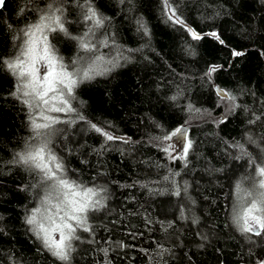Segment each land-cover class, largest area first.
I'll list each match as a JSON object with an SVG mask.
<instances>
[{"label": "trees", "instance_id": "1", "mask_svg": "<svg viewBox=\"0 0 264 264\" xmlns=\"http://www.w3.org/2000/svg\"><path fill=\"white\" fill-rule=\"evenodd\" d=\"M169 2L193 30L216 32L225 43L210 36L192 40L167 19L164 0H93L110 18L91 37L95 55L115 60L116 66L74 89L71 104L85 119L59 124L51 147L63 158L68 179L107 192L105 207L88 214L94 231L81 232L83 242H73L69 264H256L264 259V236H242L232 224L236 199L252 187V168L247 157L233 159L240 152L229 146L240 142L257 164L264 159V124L249 123L256 115L264 118V3ZM37 6L42 8L44 0H34L28 5L32 11L21 16L23 0H7L0 11V57L18 54L21 30L35 22ZM79 13L72 9L67 26L82 36L88 26ZM138 20L149 35L137 31ZM104 39L108 46L99 43ZM53 43L65 62L77 57L75 42L60 36ZM232 50L245 54L233 58ZM79 55L89 62L90 54ZM210 65L221 70L207 77ZM16 85L15 77L0 70V264H54L53 257L38 251L40 242L24 223L43 191L21 188L38 178L10 163L33 135L29 109L13 95ZM221 89L235 95L241 107L229 111L230 102L218 95ZM189 105L201 111L189 112ZM221 119L224 123H218ZM93 123L121 139L105 141ZM180 127L192 144L187 167L157 147L159 137ZM174 172L179 175L171 177ZM171 179L181 195L172 194ZM101 249L108 250L106 257Z\"/></svg>", "mask_w": 264, "mask_h": 264}, {"label": "snow or ice", "instance_id": "2", "mask_svg": "<svg viewBox=\"0 0 264 264\" xmlns=\"http://www.w3.org/2000/svg\"><path fill=\"white\" fill-rule=\"evenodd\" d=\"M119 2L123 4L125 0H119ZM261 2L264 3V0ZM23 3L24 7L18 8V15L21 16L25 12L32 11L28 5L33 4L34 0H23ZM164 5L167 19L173 25L178 24L183 27L192 40L199 41L203 36H210L221 44L225 43L216 32L201 35L193 30L180 15H177L176 10L172 9L169 0H164ZM6 7L7 0H0V11ZM73 8L80 10L79 15L82 17V22L88 26L82 36L74 35L67 26L72 23L68 16L72 14ZM35 12V22L21 30L26 39L19 36L13 37L14 40L22 39V44L16 45L19 49L18 54L12 59L0 57V70L6 69L18 81L13 95L29 109V125L33 133L25 142L23 150L17 152L10 163L21 166L30 177L38 178L35 183L24 185L21 191L31 188L41 189L44 193L39 201L40 207L32 209L31 214L24 218V223L30 227V231L40 242L38 251H44L53 257L54 264L55 261L69 264L72 253L76 251L73 242H83L81 232L91 234L94 231L89 224L88 214L105 207L102 200L106 197H102L101 192H107V188L85 187L81 183L68 179V169L63 158L58 156L51 147L52 136L60 131L54 126L61 123L70 125L75 120L84 121L85 117L80 115L70 102L76 99L74 89L80 83L93 79L95 75L111 70L101 67L102 64L116 66V61H105L101 56L95 55L97 44L93 43L91 37L95 36L96 30L106 28V22L110 18L96 10L93 0H44V6L42 8L37 6ZM137 24V31L142 30L145 36L149 35L148 28L142 21L138 20ZM60 36L75 42L78 48L77 57L70 62H65L64 57L58 54L55 43H53ZM108 42V39H104L99 43L108 46ZM127 51L136 52L139 49H128ZM81 52L90 54L89 62L83 67L80 64L85 58L79 55ZM244 54L237 50L231 52L233 58ZM218 70H221V66L210 65L204 75L211 77ZM218 95L222 101L230 102L227 106L229 111L241 107L236 104V96L232 93L221 89ZM170 99L176 101L178 96H172ZM245 110L247 111V108ZM33 111H38L39 115H33ZM188 111L200 112L201 110L189 105ZM49 113L64 114L73 119L62 120L59 115H49ZM256 121L264 124L262 115H256L254 120H249V123L254 124ZM218 123H224V120L221 119ZM90 126L96 133L103 136L105 141L114 142L121 139L102 130L94 123ZM178 135L186 139L185 130L182 127L176 128L171 133L159 137L160 143L157 147L171 160L182 161L187 167L189 151L192 147L191 141L188 140L182 151L175 155L171 151L173 145L164 143ZM248 139L252 141L251 136ZM229 146L240 152V155H234L233 159L239 160L247 157L246 163L252 168V175L248 177L252 188L247 192L250 200L246 205L233 209L232 224L242 236L262 237L264 236V159L257 164L240 142ZM177 175L179 172L170 173L171 177ZM170 176H165L164 179L170 180ZM171 183L175 187L172 194L181 195L182 189L176 181L171 179ZM186 190L185 187L183 191ZM236 191L237 193L241 191L239 182L236 184ZM101 251L106 257L108 250L101 249ZM256 264H264V259L257 260Z\"/></svg>", "mask_w": 264, "mask_h": 264}, {"label": "rangeland", "instance_id": "3", "mask_svg": "<svg viewBox=\"0 0 264 264\" xmlns=\"http://www.w3.org/2000/svg\"><path fill=\"white\" fill-rule=\"evenodd\" d=\"M24 39H26V37H24ZM85 57V56H84ZM105 61H107L108 59H106V57H103V56H101ZM83 62V63H82ZM87 60L86 59H84V60H82L81 61V64H80V66H86V64H87ZM112 64H102L101 65V67H107V68H112ZM17 83H18V81H17ZM72 100H70V102H71ZM33 115H36V116H38L39 114H38V111H33V113H32ZM49 115H59L60 116V119H62V120H69L70 119V116H65L64 114H53V113H49ZM39 122V121H38ZM58 126H59V124H57V125H55L54 126V128L56 127V129L58 128ZM186 132V139L185 138H182V137H180L179 135L178 136H176V137H173V139L172 140H170V141H165L164 143L165 144H172L173 145V149H171V151H173V155H175V154H177V153H180L181 151H182V148H183V146H184V144L185 143H187V141L189 140V138H188V135H187V131H185ZM57 133H55L53 136H52V140L54 139V137H55V135H56ZM167 155V154H166ZM168 156V155H167ZM252 186V185H251ZM85 187H89V186H85ZM252 187H249V188H247V189H245V191H249L250 189H251ZM43 192L41 193V197L43 196ZM101 196L102 197H104V192H101ZM249 200H250V197L247 195V193H245V194H240L239 195V197L236 199V203H235V205H234V207H233V209L234 208H238L240 205H246L248 202H249ZM40 201V200H39ZM38 201V204H37V206H36V208L37 207H40V202ZM53 203H55V200H53ZM102 203H104V199L102 200ZM43 210V209H42ZM54 211V210H53ZM232 214H233V212H232ZM38 219H39V217H38Z\"/></svg>", "mask_w": 264, "mask_h": 264}, {"label": "water", "instance_id": "4", "mask_svg": "<svg viewBox=\"0 0 264 264\" xmlns=\"http://www.w3.org/2000/svg\"><path fill=\"white\" fill-rule=\"evenodd\" d=\"M185 131H186V128L182 127Z\"/></svg>", "mask_w": 264, "mask_h": 264}]
</instances>
